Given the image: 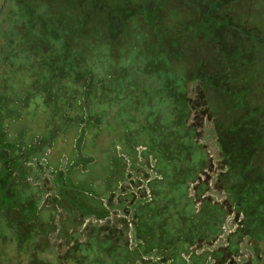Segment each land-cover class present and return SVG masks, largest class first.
Segmentation results:
<instances>
[{
	"label": "trees",
	"instance_id": "16d2710c",
	"mask_svg": "<svg viewBox=\"0 0 264 264\" xmlns=\"http://www.w3.org/2000/svg\"><path fill=\"white\" fill-rule=\"evenodd\" d=\"M2 3L0 0V10ZM34 13L38 11L30 6V15ZM65 14L60 16L65 23L51 28L65 52L54 58L56 63L49 62L45 54L9 52L0 42V144L7 149L0 148L3 153L0 162L4 165H0V179L11 178L6 187L0 188V195L7 191L24 213L37 194L31 188L30 178L43 162L48 163L47 171L62 162L78 171L85 167L95 174L96 183L103 186V177L112 168L117 149L130 148L134 164L141 156L144 164L153 169L152 174L146 175L145 200L134 212L133 227L141 240L140 247L145 252L146 249L167 252L173 264H187L185 259L190 254L194 260L237 255L249 235L250 225L260 224L255 219L259 214L247 213L250 195L259 193L257 179L250 178L254 168L250 150L253 138L245 130L230 132L227 126L221 129L216 140L222 156L215 163L200 139L204 116L206 112L214 113V106L206 96L199 95L197 99L191 95V89L198 84L196 79L189 81L185 70L184 75L182 72L176 78L163 73L162 58L168 57L167 53L160 52L159 44L149 42L145 33H138L124 52L113 55L107 33L110 24H92V31L83 35L78 31V21ZM131 24H135L134 20ZM147 42L149 47L148 44L145 47L153 54L141 53L140 47ZM50 66L58 68L54 71L53 86L59 85L63 94L52 86L37 89L36 79ZM232 71L229 70L231 77L233 74L244 77V83L237 87L247 96L250 68H245L244 74ZM248 183L251 190L246 195ZM234 189L238 191L236 204L234 195H229ZM35 208L32 206L26 212L33 214ZM45 209L56 212L54 207ZM68 212L76 216L70 209ZM233 219L235 228L226 237V248L210 250L224 238ZM2 220L0 264H59L31 260L24 250L27 246H19L15 229L3 226ZM72 235L69 233L67 240ZM28 240L33 244L35 238ZM81 251L87 253L84 247ZM42 255L40 252V259Z\"/></svg>",
	"mask_w": 264,
	"mask_h": 264
},
{
	"label": "rangeland",
	"instance_id": "374dc122",
	"mask_svg": "<svg viewBox=\"0 0 264 264\" xmlns=\"http://www.w3.org/2000/svg\"><path fill=\"white\" fill-rule=\"evenodd\" d=\"M27 3L29 6L25 5ZM30 6L38 11L34 16L30 15ZM1 8L0 42L9 52L45 54L49 62L56 63L54 58L65 52L51 28L65 23L60 18L65 12V17L78 21V31L83 35H87L92 24H110L107 33L113 55L124 52L138 33L147 34L149 42H157L160 52L167 53L168 57L162 58L163 73L176 78L182 72L184 75L185 70L189 81L196 79L199 87L192 88L191 95L197 99L199 95L206 96L214 106V113L206 112L204 116L200 139L215 163L222 156L216 140L221 129L227 126L230 132L245 130L253 138L250 150L254 168L250 178L257 179L259 193L250 195L247 213L248 216L259 214L255 219L260 224L250 225L249 235L237 255L225 259L220 254L223 259L194 260L190 254L185 261L187 264L202 261V264H264V0H3ZM146 44L149 47L148 42L140 47L145 55L149 54ZM245 68H250L252 73L245 91L247 96L237 87L244 83V77L233 74H244ZM55 70L58 68L47 67L45 74L36 79L37 89L52 86L58 94L64 93L59 85L53 86ZM235 125L238 127L232 128ZM129 149H117L118 153L112 158L113 166L103 177V186L96 183L95 174L85 167L78 171L68 168L71 165L68 162H62L47 171L48 163L43 162L36 166L38 174L30 176L31 188L37 194L24 213L7 191L1 193V223L15 229L19 246L28 247L24 250L29 252L31 260L38 261L43 252L41 261H58L59 264H82L80 261L173 264L167 252L152 249L145 252L140 247L141 240L133 227L134 212L145 200L146 175L152 174L153 169L144 164L141 156L134 164ZM1 150L7 151L6 148ZM2 156L0 151V159ZM0 165L3 164L0 162ZM56 172L60 174L57 176ZM10 179L2 177L0 188L6 187ZM246 189L247 195L251 190L249 183ZM229 192L230 196L234 195L236 204L238 191ZM32 206H36L35 212H26ZM47 207H54L56 212L51 213L45 209ZM69 209L76 216L73 217ZM233 228L234 219L228 223L224 238L210 250L225 249L226 237ZM69 233H74L70 241L67 240ZM33 237L32 244L28 239ZM83 247L87 253L81 251ZM93 255L95 258H91Z\"/></svg>",
	"mask_w": 264,
	"mask_h": 264
},
{
	"label": "flooded vegetation",
	"instance_id": "af4514ba",
	"mask_svg": "<svg viewBox=\"0 0 264 264\" xmlns=\"http://www.w3.org/2000/svg\"><path fill=\"white\" fill-rule=\"evenodd\" d=\"M76 231V230H75ZM28 248V247H27ZM34 261H37L36 259H34ZM38 261H41V259L40 258H38Z\"/></svg>",
	"mask_w": 264,
	"mask_h": 264
}]
</instances>
